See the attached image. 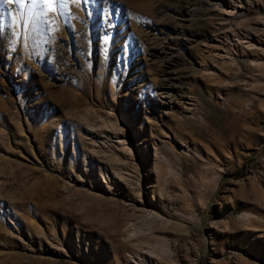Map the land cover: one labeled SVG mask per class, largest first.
<instances>
[{
    "label": "rangeland",
    "instance_id": "374dc122",
    "mask_svg": "<svg viewBox=\"0 0 264 264\" xmlns=\"http://www.w3.org/2000/svg\"><path fill=\"white\" fill-rule=\"evenodd\" d=\"M30 8L0 5V264H264V0Z\"/></svg>",
    "mask_w": 264,
    "mask_h": 264
},
{
    "label": "snow or ice",
    "instance_id": "6c2138e0",
    "mask_svg": "<svg viewBox=\"0 0 264 264\" xmlns=\"http://www.w3.org/2000/svg\"><path fill=\"white\" fill-rule=\"evenodd\" d=\"M28 2V0H0V5H13V4H18L20 6V9L23 10L25 3ZM73 3H79L81 0H72ZM85 4L89 3L90 0H83ZM31 3V8L29 9L28 15H32V9L37 8L39 5L43 4L45 6V9L43 12H37L36 15L40 16L41 14L47 15L50 12H54L55 9V3L56 0H30ZM104 3H108V0H104ZM67 5V0H61V6H66ZM22 14V12H21ZM7 15L10 17L12 25L13 26H18V20H17V15L14 13L12 10L7 11ZM28 23L27 20L24 22V27L27 28ZM4 28L3 22L0 21V31H2Z\"/></svg>",
    "mask_w": 264,
    "mask_h": 264
},
{
    "label": "bare ground",
    "instance_id": "6f19581e",
    "mask_svg": "<svg viewBox=\"0 0 264 264\" xmlns=\"http://www.w3.org/2000/svg\"><path fill=\"white\" fill-rule=\"evenodd\" d=\"M130 130V129H129Z\"/></svg>",
    "mask_w": 264,
    "mask_h": 264
}]
</instances>
